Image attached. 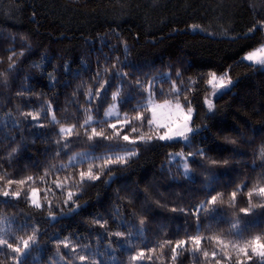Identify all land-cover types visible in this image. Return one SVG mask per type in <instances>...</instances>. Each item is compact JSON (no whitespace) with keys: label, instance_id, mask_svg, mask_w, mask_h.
Returning a JSON list of instances; mask_svg holds the SVG:
<instances>
[{"label":"trees","instance_id":"obj_1","mask_svg":"<svg viewBox=\"0 0 264 264\" xmlns=\"http://www.w3.org/2000/svg\"><path fill=\"white\" fill-rule=\"evenodd\" d=\"M262 44L264 0H0V238L21 249L0 246V264H264L232 246L264 237V68L242 60ZM213 73L233 82L215 97ZM149 86L157 101L195 107L192 127L207 128L190 145L133 120L151 119ZM117 92L121 116L103 119ZM126 148L137 155L110 171L96 159ZM198 149L185 177L171 154ZM85 153L94 157L71 166ZM89 167L100 179L76 186Z\"/></svg>","mask_w":264,"mask_h":264},{"label":"snow or ice","instance_id":"obj_2","mask_svg":"<svg viewBox=\"0 0 264 264\" xmlns=\"http://www.w3.org/2000/svg\"><path fill=\"white\" fill-rule=\"evenodd\" d=\"M244 59H246L248 61H254L258 65H264V49H261L259 52L250 53L249 55L244 57ZM117 75L120 76V77H125L127 74L126 73L125 74L117 73ZM177 76H180V73H177ZM212 76H213V79L216 78L215 77V73H213ZM137 83L139 84L140 82L138 81ZM209 83H211V81H209ZM231 83H232V81L228 80L227 84H226L225 81H224V77H221L220 81H219V84H218V87L220 89H225ZM103 87H104V85H101V88H103ZM118 92H119V89H118ZM118 92L116 94H113V100H116ZM95 95H96V98H99L100 97V92L97 91V93ZM153 95H154V93H150V95L148 97L149 102H151V98H152ZM177 95H179V93H177ZM89 96H92L91 92H89ZM206 102L208 103L209 111H211L212 107H213L211 102H208V101H206ZM138 107H146V105H138ZM176 108L178 110H180L179 118L176 119V120H173L171 124H162V125H160L161 127L165 128L166 130L164 131V133L162 135H159L156 138L161 140V141H171V140L179 139V140H182L183 142H185L186 144L190 145L191 141L197 135H199L204 129H206L207 126L206 125L203 126V127H192V126H190V121L192 119V112H193V109L190 106V102H189V106L187 108V112L186 113L183 112V110L181 109V105H180L179 102H177ZM134 111H136V109H134ZM151 112H152V118L151 119H148L142 112H138L137 116L134 117L133 120L141 121L142 122L141 126H143V122H146L147 125L149 127H151L154 123H156V108L152 107ZM27 115L31 116L32 114L28 113ZM106 115L110 116V115H112V113L111 112H107ZM33 119H38V117L33 116ZM53 119L55 120V118H53ZM91 120H92V117L89 116L85 120L84 125H82V127L87 126L91 122ZM133 120H129L128 118H125L121 122V128L120 129L117 128V124H111L110 127L114 130L115 135L119 136L120 135V131H122L123 126L132 124ZM74 128H75V125H73L72 127L68 128V129H65V128L61 127L60 133L63 134L65 132H67L68 134H71L73 132ZM136 130L137 129L135 127H132V129H131L132 132H135ZM92 136H104V133H103V131L97 132L96 129L93 128L92 129ZM92 136H89L90 140L92 139ZM105 138H107V137H105ZM122 139L124 141H128L131 144H136L137 140L139 142H141V143L147 144V143H150L152 141L153 137L149 135L147 138H145L144 135H140L137 139H131L130 140V136L128 134H124L122 136ZM125 151H126V156H116L115 159L96 157V159H105V163L103 165V168H109V166L112 165V164H124V163H126V161L128 159H131L132 157L137 155V152H136L135 148H132V149H127L126 148ZM57 154H59V153H57ZM204 155H205V153H204L203 149H198L195 153H189V156H191L193 158L195 156H204ZM262 156H264V150H262ZM75 160H76L75 157L70 158L71 166H75ZM81 162H83V161H81ZM215 163H216V161H213V164H215ZM224 163L227 164V161L225 160ZM68 166L69 165H61L60 169H57V171L62 170L64 168L68 167ZM110 170L111 169L109 168V171ZM184 170H185L184 171V176L187 177L188 174H189V170H188V165L187 164H184ZM79 175H80V184L76 185V186H79V187H82L85 184H90L91 182H94V181L100 179V176L98 174H94L93 173V170H92L91 167H89L87 172L81 171L79 173ZM29 179H31V178H29ZM110 182H111V177L109 178L108 181H105V183H110ZM9 183H12V181H9ZM19 183L23 184L24 181H19ZM56 186L58 188H62L63 184L57 183ZM37 191H38L37 189L33 188L32 189V195L35 196L37 194ZM258 193L260 195H264V187L258 188ZM10 195L13 196V197H19L20 196V192H11L10 193L9 191H3V196L4 197H8ZM73 195H74V193H72L71 191H69L67 193V199L65 200L66 204L69 201H71L75 205V201L73 200ZM232 195H233V198H235L236 193L234 192V193H232ZM251 195H252V193L250 192L249 196H251ZM216 199L217 198L215 196H213L211 198L210 203H215ZM32 202L37 208L42 207V205L37 203V201L35 199H33ZM145 203L147 204V197H145ZM78 207L79 206H76V207L72 208L71 211L72 212H76L78 210ZM173 211H175V209H173ZM181 211H183V209H181ZM241 211L244 212V211H247V210L246 209H241ZM141 223H143V221H141ZM234 227H236V225H234ZM116 235L117 236H121L122 234L121 233H116ZM31 239L32 238L29 237L28 240H24L23 241V245H24L25 249H27L29 247V241ZM189 240L194 245H197V246L201 243V238L199 236L190 237ZM186 243H188V242L187 241H179L177 243L176 247H183ZM221 243H223V241H221ZM0 246H6L8 249H12V251L16 252V253H20L21 252L20 247H18V246L17 247H13V243H10L7 239L0 238ZM65 246H67V245H65ZM232 246L237 248L238 253L243 254L249 260H251V256H248L249 249H251V252L253 254L258 255L261 258H264V237L256 236V237L252 238L249 241H245L243 246H240L239 244H233ZM225 247H228V245H225ZM172 251H173V254H174L173 258H175L176 249L173 248ZM143 255H144L143 252H141L139 254V256L133 257V259L142 258ZM204 255L207 256L208 253L205 252ZM212 255H213V257H215L217 255V253L213 252ZM84 259H85L84 256H80V260L83 261ZM216 264H220V262L217 261ZM237 264H244V261L237 260Z\"/></svg>","mask_w":264,"mask_h":264},{"label":"rangeland","instance_id":"obj_3","mask_svg":"<svg viewBox=\"0 0 264 264\" xmlns=\"http://www.w3.org/2000/svg\"><path fill=\"white\" fill-rule=\"evenodd\" d=\"M261 49H264V44L260 45L259 47L255 48V49H253L251 51H249L248 53H246L242 57V60L245 61V62L254 64V65H258L254 61H248V60L244 59V57H246L250 53L259 52ZM260 66L264 68V65H260ZM215 77L216 78L213 79V76L211 75V77L209 78V81H211V83H209V86L213 89L211 97H215V96L219 95L224 90V89H220L218 87V84H219V81H220L221 77H224V81H225L226 84H227L228 80L232 81V79L230 78L228 73L215 74ZM231 84H229V85H231ZM150 93H154V95L151 98V102H149V100H148V97H149ZM155 95H156L155 89L153 88V86H149L148 93H147L146 105L149 107L150 112H151L152 107L156 108V123H154L153 126L158 128V129H163V132L161 133V135H162L166 129L161 127L160 125H162V124H171L173 120L178 119L180 110H178L176 108L177 102H174V101H162V102H160V101H157L155 99ZM180 105H181V109L183 110V112L186 113L188 107H185L182 104H180ZM191 108L193 109V112H192V119L190 121V126H192V122H193V119H194L195 114H196L195 107L191 106ZM107 112H111L112 115H110V116L106 115ZM120 116H121V112H120V109H119V102L116 99L111 104V106L105 111L103 119H115V118H118ZM151 118H152V112H151ZM62 127L65 128V129H68V128L72 127V126H62ZM65 133H67V132H65ZM175 140H177V139H175ZM171 141H174V140H171ZM93 157L94 156L89 155L88 153H85V154H82L78 159H76L75 163H79L81 161H85V160L91 159ZM190 158H191V156H188L184 152H175V153L171 154L170 161L171 162H177L178 165L180 166L181 170L183 171V173L185 171L184 170V164H187L188 165V170H189L188 177H191L192 171H191V168L189 166ZM33 199H35L37 201V203L42 205L41 194H40L39 191H37V194L35 196H33L32 192H31V194H30L31 202L33 201ZM32 204H33V202H32Z\"/></svg>","mask_w":264,"mask_h":264}]
</instances>
